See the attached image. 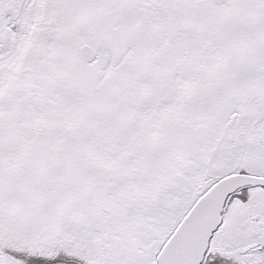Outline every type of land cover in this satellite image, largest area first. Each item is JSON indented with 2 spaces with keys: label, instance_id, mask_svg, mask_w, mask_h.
Masks as SVG:
<instances>
[{
  "label": "snow or ice",
  "instance_id": "6c2138e0",
  "mask_svg": "<svg viewBox=\"0 0 264 264\" xmlns=\"http://www.w3.org/2000/svg\"><path fill=\"white\" fill-rule=\"evenodd\" d=\"M0 264H264V0H0Z\"/></svg>",
  "mask_w": 264,
  "mask_h": 264
}]
</instances>
